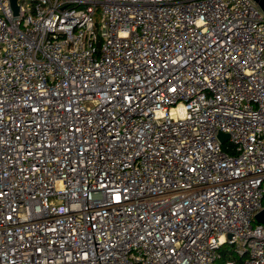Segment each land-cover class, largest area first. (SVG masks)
<instances>
[{"label": "built area", "instance_id": "built-area-1", "mask_svg": "<svg viewBox=\"0 0 264 264\" xmlns=\"http://www.w3.org/2000/svg\"><path fill=\"white\" fill-rule=\"evenodd\" d=\"M17 7L0 0V264H215L221 247L264 264L257 1Z\"/></svg>", "mask_w": 264, "mask_h": 264}, {"label": "water", "instance_id": "water-1", "mask_svg": "<svg viewBox=\"0 0 264 264\" xmlns=\"http://www.w3.org/2000/svg\"><path fill=\"white\" fill-rule=\"evenodd\" d=\"M261 11L264 13V0H256ZM10 2V6L12 8L13 14L17 15V0H9ZM218 140L220 141L221 144H224L225 142L228 141L229 136L225 133H221L219 132L217 135ZM254 220L257 223L263 224L264 225V209H262L261 211H259L258 213L255 214L254 216Z\"/></svg>", "mask_w": 264, "mask_h": 264}, {"label": "trees", "instance_id": "trees-1", "mask_svg": "<svg viewBox=\"0 0 264 264\" xmlns=\"http://www.w3.org/2000/svg\"><path fill=\"white\" fill-rule=\"evenodd\" d=\"M230 255L226 247H221L218 250V257L215 261V264H223L224 260Z\"/></svg>", "mask_w": 264, "mask_h": 264}, {"label": "rangeland", "instance_id": "rangeland-1", "mask_svg": "<svg viewBox=\"0 0 264 264\" xmlns=\"http://www.w3.org/2000/svg\"><path fill=\"white\" fill-rule=\"evenodd\" d=\"M229 145H230V143H229V141H227V142H225L224 144H223V146L225 147H229Z\"/></svg>", "mask_w": 264, "mask_h": 264}]
</instances>
